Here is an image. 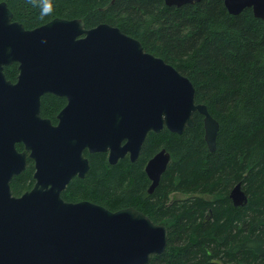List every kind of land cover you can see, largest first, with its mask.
I'll use <instances>...</instances> for the list:
<instances>
[{"label": "water", "instance_id": "95a60500", "mask_svg": "<svg viewBox=\"0 0 264 264\" xmlns=\"http://www.w3.org/2000/svg\"><path fill=\"white\" fill-rule=\"evenodd\" d=\"M201 0H166L180 6ZM228 11L251 8L264 19V0H224ZM0 1V264H146L166 250L168 228L129 206L111 210L89 200L66 201L69 182L84 177L91 153L116 164L136 160L150 132L182 133L203 115L205 140L216 149L220 122L195 100V85L141 41L101 23L54 18L27 29ZM18 63L15 82L4 68ZM67 100L58 122L41 115L42 96ZM23 144L20 151L17 144ZM161 148L145 166L153 193L171 161ZM34 162V186L20 196L14 175ZM247 204L241 182L230 192Z\"/></svg>", "mask_w": 264, "mask_h": 264}, {"label": "trees", "instance_id": "16d2710c", "mask_svg": "<svg viewBox=\"0 0 264 264\" xmlns=\"http://www.w3.org/2000/svg\"><path fill=\"white\" fill-rule=\"evenodd\" d=\"M27 29L54 18L101 23L141 41L145 51L174 65L195 85V100L220 122L215 150L205 140L203 115L182 133L150 132L139 157L116 164L107 153H85L90 168L74 177L62 197L89 200L111 210L133 206L168 228V244L146 264H264V19L251 8L232 14L224 0L180 6L166 0H0ZM47 9V11H45ZM16 81L18 63L4 68ZM67 101L42 96L41 115L51 121ZM24 150L23 144H17ZM171 161L153 193L145 172L161 148ZM34 162L11 181L20 196L33 186ZM241 182L247 204L235 206L231 188ZM182 193L186 198H172ZM205 195L210 196L207 198Z\"/></svg>", "mask_w": 264, "mask_h": 264}, {"label": "rangeland", "instance_id": "374dc122", "mask_svg": "<svg viewBox=\"0 0 264 264\" xmlns=\"http://www.w3.org/2000/svg\"><path fill=\"white\" fill-rule=\"evenodd\" d=\"M207 198H209L210 196L208 195H205ZM187 196L182 194V193H174L172 194V198H179V199H182V198H186Z\"/></svg>", "mask_w": 264, "mask_h": 264}, {"label": "flooded vegetation", "instance_id": "af4514ba", "mask_svg": "<svg viewBox=\"0 0 264 264\" xmlns=\"http://www.w3.org/2000/svg\"><path fill=\"white\" fill-rule=\"evenodd\" d=\"M41 100H42V99H41ZM66 101H67V100H66ZM57 122H58V120L53 121L54 124H56ZM19 144H20V143H19ZM17 148H18V147H17ZM18 150H19V149H18ZM20 151H21V150H20ZM85 153H88V154H89V153H91V152H90L88 149H86V150H85ZM91 154H92V153H91ZM126 156H128V157L130 158V155H129V154H127ZM34 184H35V181H34V183H33V186H34ZM33 186H32V187H33ZM32 187H31V188H32ZM31 188H30V189H31Z\"/></svg>", "mask_w": 264, "mask_h": 264}, {"label": "clouds", "instance_id": "9594fccd", "mask_svg": "<svg viewBox=\"0 0 264 264\" xmlns=\"http://www.w3.org/2000/svg\"><path fill=\"white\" fill-rule=\"evenodd\" d=\"M45 11H47V9H45Z\"/></svg>", "mask_w": 264, "mask_h": 264}]
</instances>
